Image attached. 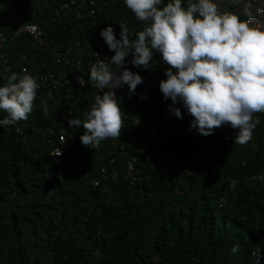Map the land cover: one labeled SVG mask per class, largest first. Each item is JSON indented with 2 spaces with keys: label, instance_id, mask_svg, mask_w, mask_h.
I'll return each instance as SVG.
<instances>
[{
  "label": "trees",
  "instance_id": "trees-1",
  "mask_svg": "<svg viewBox=\"0 0 264 264\" xmlns=\"http://www.w3.org/2000/svg\"><path fill=\"white\" fill-rule=\"evenodd\" d=\"M60 1L49 0L44 7L36 0H0V14L29 18L46 36L68 38L76 34L69 31L79 29L70 18H56L62 17L54 14ZM93 1V15L83 16L94 17L91 30L85 23L84 34L94 33L103 50L109 51L100 36L104 28L111 26L118 36L124 20L135 39L148 26L125 0ZM169 2L163 0L161 7ZM187 4L182 0L183 7ZM5 49L10 71L4 77L0 73V87L13 72L20 75L18 53L35 61L43 57L26 44ZM161 67L170 66L163 61ZM46 70L55 71L49 65ZM43 92L38 88L27 120L0 126V264H254L251 252L264 251V113L254 114L260 123L245 145L234 143L237 134L228 125L207 137L190 125L159 127L142 147L162 160L145 162L134 153L138 173L130 183L122 169L128 155L111 150L109 166L107 143L85 148L82 127L66 125L72 152L88 171L68 163L57 166L47 140L54 141L49 129L61 106H51ZM5 116L0 110V120ZM149 123L144 117L142 133ZM110 168L116 181L108 176Z\"/></svg>",
  "mask_w": 264,
  "mask_h": 264
},
{
  "label": "clouds",
  "instance_id": "clouds-1",
  "mask_svg": "<svg viewBox=\"0 0 264 264\" xmlns=\"http://www.w3.org/2000/svg\"><path fill=\"white\" fill-rule=\"evenodd\" d=\"M227 2L240 12L222 11L215 0H188L186 8L182 0H171L162 7L163 0H125L136 19L148 26L136 32L135 39L130 38L124 20L119 23V39L111 26L100 32L114 55L105 58L106 62L97 60L90 68L89 83L98 90L94 105L84 113V119L68 120L70 128L84 129L79 138L82 146L97 148L108 138H119L124 113L114 90L127 85L129 93L135 94L144 82L127 69L126 57L131 54L133 67L151 70L154 53L170 66L159 89L173 105L182 103L193 117L190 128L207 137L214 128L228 125L238 130L234 143L250 142L260 123L254 114L264 113V31L249 26L256 20L249 0ZM241 15L247 19L241 20ZM38 88L32 75L13 72L0 87V110L6 113L0 126L27 120ZM169 111L182 119L180 108L170 107ZM231 251L236 253L238 245ZM251 256L254 264H261L264 251L255 248Z\"/></svg>",
  "mask_w": 264,
  "mask_h": 264
},
{
  "label": "built area",
  "instance_id": "built-area-1",
  "mask_svg": "<svg viewBox=\"0 0 264 264\" xmlns=\"http://www.w3.org/2000/svg\"><path fill=\"white\" fill-rule=\"evenodd\" d=\"M48 1L36 0L35 3L47 7ZM93 2V0H61L56 5L54 14L62 16L56 18H70L76 22H74L75 28L79 29L78 31H69V33L76 34L70 35L68 38L65 36L61 38L48 37L39 26L30 22L26 17H10L0 14V73H2V77L10 71L9 53L5 49L8 45L21 44L25 46L26 44L29 49L41 52L43 57L40 61H35L34 57L28 58L22 53L17 54L16 63L20 75L28 74L35 77L39 88H44L43 97L48 100L51 106L55 104L61 106L57 115L54 116L53 128L49 129L54 141L47 140L52 148V156L58 160L57 166L62 167L68 163L74 170L83 168L86 172L88 166L82 165L80 157L72 152L70 142L72 134L67 130L66 125L68 120L74 119L76 115H81L84 119V113L94 105V98L98 94V90L92 87L88 80L91 66L97 63V60L105 61V58L110 59L114 55L112 51L103 50L101 41L96 38L94 33L90 32L88 36L84 34L85 23H88L87 27L91 30L94 17L83 16L85 14L93 15L94 10L91 7ZM251 2L254 4L251 12L256 20L249 26L264 31V3L262 0H251ZM24 5L26 4L24 3ZM82 5L91 9L83 12ZM32 7L35 8L33 5ZM245 19L247 18L243 17L241 20ZM119 38V35L116 36V39ZM129 59L125 60L127 69L139 74L144 82L137 86L135 94L129 93L127 85L114 90L124 113L123 128L119 138L106 139L107 146H105L108 150L106 159L109 166L114 163V159L109 157L111 150L118 152L119 155H128L122 169L125 177L132 183L138 173L134 153L139 152L145 162L152 157L157 161L162 160V156L155 154L153 150L145 152V147L142 146L147 138H155L156 130L162 126L171 128L175 125H190L193 117L187 113L182 103L173 105L170 99H165L157 87L161 81L167 79L164 75L166 69L161 67L162 57L156 53L153 54L151 70L133 68ZM28 61L35 62L34 64L37 65L29 67L27 66ZM48 65L55 71H47ZM110 67L114 70V66ZM79 80H84V84H80ZM151 93L154 94V98L150 97ZM170 107L180 108L182 119H178L169 111ZM144 117L150 119V125L147 131L142 133L139 125L144 123ZM221 127L222 125L213 130ZM234 133L238 134V130L235 129ZM103 143L104 141L101 144ZM74 145L80 146L78 142H75ZM102 158L103 156H98L99 160ZM101 172L103 179L106 176V169L102 168ZM108 176L112 181H116L115 169L110 168Z\"/></svg>",
  "mask_w": 264,
  "mask_h": 264
},
{
  "label": "crops",
  "instance_id": "crops-1",
  "mask_svg": "<svg viewBox=\"0 0 264 264\" xmlns=\"http://www.w3.org/2000/svg\"><path fill=\"white\" fill-rule=\"evenodd\" d=\"M215 2H217L221 8L222 11H229V12H233V13H239L240 12V8L237 7L235 4H229L227 2V0H215ZM249 2L251 3V11L254 7V4L251 2V0H249ZM262 2L264 3V0H262ZM245 17L243 15H241V19Z\"/></svg>",
  "mask_w": 264,
  "mask_h": 264
}]
</instances>
